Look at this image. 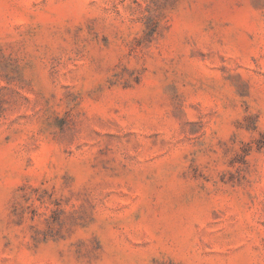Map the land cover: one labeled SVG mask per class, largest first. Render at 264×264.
I'll use <instances>...</instances> for the list:
<instances>
[{"label":"rangeland","instance_id":"374dc122","mask_svg":"<svg viewBox=\"0 0 264 264\" xmlns=\"http://www.w3.org/2000/svg\"><path fill=\"white\" fill-rule=\"evenodd\" d=\"M0 264H264V0H0Z\"/></svg>","mask_w":264,"mask_h":264}]
</instances>
